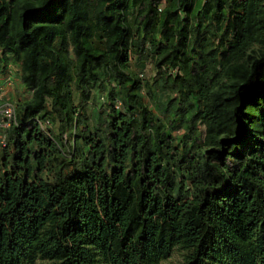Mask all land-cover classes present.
<instances>
[{
  "label": "trees",
  "instance_id": "16d2710c",
  "mask_svg": "<svg viewBox=\"0 0 264 264\" xmlns=\"http://www.w3.org/2000/svg\"><path fill=\"white\" fill-rule=\"evenodd\" d=\"M12 67L0 264H264V0H0Z\"/></svg>",
  "mask_w": 264,
  "mask_h": 264
},
{
  "label": "built area",
  "instance_id": "2783aa9c",
  "mask_svg": "<svg viewBox=\"0 0 264 264\" xmlns=\"http://www.w3.org/2000/svg\"><path fill=\"white\" fill-rule=\"evenodd\" d=\"M13 73L0 79V147L6 146V132L16 124V101L8 95V89L14 85ZM42 127L49 129L51 123L46 120Z\"/></svg>",
  "mask_w": 264,
  "mask_h": 264
},
{
  "label": "rangeland",
  "instance_id": "374dc122",
  "mask_svg": "<svg viewBox=\"0 0 264 264\" xmlns=\"http://www.w3.org/2000/svg\"><path fill=\"white\" fill-rule=\"evenodd\" d=\"M13 71V80H14V85L8 89V95L12 98L16 99V94L18 92V88L21 90L19 81L17 78L18 75V69L16 67L11 68ZM155 75V70L152 68V65L147 66V70L145 72V76L147 78H151ZM1 79V78H0ZM18 87V88H17ZM17 89V90H16ZM105 100L102 98V95L99 96V100L96 101V105H100V103H103ZM92 104H88L87 109L88 111L90 108L92 109ZM183 263V254L182 251L179 249H176L175 252L173 253L172 257L166 261L161 262L160 264H182ZM37 264H42L41 262H38Z\"/></svg>",
  "mask_w": 264,
  "mask_h": 264
}]
</instances>
